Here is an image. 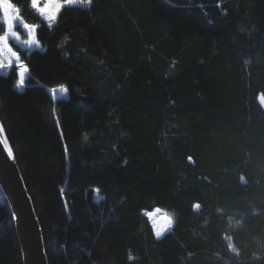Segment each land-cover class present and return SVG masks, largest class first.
I'll list each match as a JSON object with an SVG mask.
<instances>
[{
    "label": "trees",
    "instance_id": "1",
    "mask_svg": "<svg viewBox=\"0 0 264 264\" xmlns=\"http://www.w3.org/2000/svg\"><path fill=\"white\" fill-rule=\"evenodd\" d=\"M13 2L0 121L48 264H264V0H92L52 27ZM0 264H22L1 191Z\"/></svg>",
    "mask_w": 264,
    "mask_h": 264
},
{
    "label": "water",
    "instance_id": "2",
    "mask_svg": "<svg viewBox=\"0 0 264 264\" xmlns=\"http://www.w3.org/2000/svg\"><path fill=\"white\" fill-rule=\"evenodd\" d=\"M0 126H2L1 121ZM0 140H6L11 148L5 131L0 135ZM0 191L11 212L22 264H48L42 229L31 196L25 186L15 155L14 159L8 158L3 144H0Z\"/></svg>",
    "mask_w": 264,
    "mask_h": 264
},
{
    "label": "snow or ice",
    "instance_id": "3",
    "mask_svg": "<svg viewBox=\"0 0 264 264\" xmlns=\"http://www.w3.org/2000/svg\"><path fill=\"white\" fill-rule=\"evenodd\" d=\"M92 0H31V6L33 9L37 10L38 13L47 21L48 26L52 27L53 24L58 20L59 14L62 12L64 7L72 5H90ZM0 11H2L4 21L6 22L9 29L13 27V21L21 19V13L19 7L13 2V0H0ZM24 28L28 30L29 39L25 43L29 45L39 44L37 39L38 26L29 25L25 23ZM5 53L10 56H16V53L12 52V49L8 47L7 35L0 36V56H3ZM18 59V57H17ZM0 66H3V62L0 61ZM20 72L19 83H24L25 72L27 69H24L23 66ZM60 92H66L67 89L61 86L59 89ZM55 91V89H53ZM3 127L0 126V135L3 134ZM87 139V137H85ZM0 144H3L4 148L7 151V157L14 159V154L11 148L8 146L6 140H0ZM160 233H157L159 236ZM129 259H132L129 256Z\"/></svg>",
    "mask_w": 264,
    "mask_h": 264
},
{
    "label": "rangeland",
    "instance_id": "4",
    "mask_svg": "<svg viewBox=\"0 0 264 264\" xmlns=\"http://www.w3.org/2000/svg\"><path fill=\"white\" fill-rule=\"evenodd\" d=\"M77 5L83 6V5H79V4H77ZM3 19H4V17H3ZM7 27L8 26L6 24V28ZM3 35H5V34H3ZM3 35H1V36H3ZM12 57H14V56H12ZM60 88H61V86H55L53 88L45 87L47 93L53 99H56L59 97H62V98L66 97V92H63V93L60 92V90H59ZM53 89H55V91H53ZM53 113H55L54 109H53ZM94 198L95 199L98 198L97 194L94 195ZM142 213L148 218V221L150 222V224L152 226L153 233L156 237H161L163 234H165L166 232L171 230L172 225H173L172 214L170 212L166 211L165 209L160 208V207H154L151 210H143ZM157 233H160V235L157 236Z\"/></svg>",
    "mask_w": 264,
    "mask_h": 264
}]
</instances>
